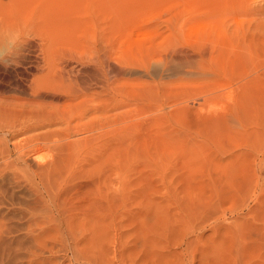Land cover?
Masks as SVG:
<instances>
[{"label": "rangeland", "instance_id": "1", "mask_svg": "<svg viewBox=\"0 0 264 264\" xmlns=\"http://www.w3.org/2000/svg\"><path fill=\"white\" fill-rule=\"evenodd\" d=\"M8 26L34 38L18 66H0L5 109L14 81L46 75L40 55L104 36L114 65L170 40L189 58L126 69L138 101L94 89L46 126L0 118V264H37L60 236L96 240L106 259L186 236L190 264H264V0H0ZM51 101L37 103L61 105Z\"/></svg>", "mask_w": 264, "mask_h": 264}, {"label": "bare ground", "instance_id": "2", "mask_svg": "<svg viewBox=\"0 0 264 264\" xmlns=\"http://www.w3.org/2000/svg\"><path fill=\"white\" fill-rule=\"evenodd\" d=\"M101 38L102 39L99 41V44H95V45L93 44L92 46L89 47L87 46L86 48L84 47V49L82 48L80 52L77 51L74 52L73 50V52L67 51V53H59L58 50L56 51L58 53L52 52L49 54L48 57H46V54L45 55L43 54L42 56L40 55L38 57V63L37 66L35 67V70L38 74L39 73L41 74L43 71L44 72L47 71L46 75H44L41 78H31V79L22 78L20 80L14 81L13 83L14 88L12 92H14L15 94L17 93L22 94V96L24 95L23 97L25 98L26 96V98L22 99L18 94L17 95L20 98L15 96V94L13 97L11 96L12 101L14 100L13 102H17V103L10 104L11 109L0 108V118L2 120L5 119L4 121L5 123L7 122L6 124L9 127H14L16 124L20 125V124H25L26 122L29 123L30 121L35 122L40 126L43 125L46 126L49 123H55L56 121H61L63 118H64L63 120H65L68 113L67 109H73V108L77 109L78 106L82 105L85 102H88L89 100L87 101V98L90 92L93 93L96 89L98 91L100 89L103 93H107L111 97L114 96L120 97L123 95L125 96L127 94L128 95L133 94L136 96L134 100L138 101L139 98L138 95L140 94V92L138 91L139 89L132 88L130 90V88L126 89L125 87H123L127 83V81L123 80L124 78L122 77V74L124 73V71H126V69L146 68L147 66L149 67L148 64L151 61L156 59L162 61L163 64L165 63L164 65H169L172 61L175 62L177 60V62L179 61L178 63L182 62L183 64H179V65H181V67H184V64L187 62V59L189 58L187 57L188 55H186L188 54V52L183 54L186 55V57L185 56L182 57L181 54L184 53L185 50L183 49L184 51L182 50L183 52H181V50L179 49L178 51V48L176 49V47L171 46V44H173V41L170 40L172 42L169 43L170 45L164 42L166 46L158 45L156 43H151L146 47H139L137 49H134L135 51L133 50L132 52L127 54L120 51V53L118 54L117 62L118 63L120 62V65L122 66H118L117 64H115L117 65L115 66L113 64L114 59L113 60L111 59L114 55H117L116 53L113 52L114 49L113 44L108 45L107 43L108 41L105 40L106 38L105 36ZM167 41L169 40L167 39ZM42 51L40 52V54L43 53ZM179 52L181 53L179 54ZM110 60L112 61L113 65L110 63ZM19 61L22 60L20 59ZM19 63L20 62H18V65ZM18 65H14V67ZM83 65H88L86 76H83L82 70L80 71L78 69V67L80 68V66L84 67ZM2 67L5 70H7L8 68V66H2ZM167 68L168 67H166V69ZM124 75L125 74H123V76ZM148 92H149L148 97H152L151 96L152 92L150 91V89L148 90ZM40 98H49L52 100L51 102L53 101L61 102V105L60 106L41 105L37 103V101ZM82 107L84 108V106ZM79 108L81 109V107ZM34 119L36 120L40 119V121L38 122L33 121ZM9 127L8 130H11ZM54 141L55 143L57 142L56 140ZM76 236L77 238H79V235H75V237ZM60 237L62 239V243L60 239L57 240L60 243V244L58 243L59 245L57 248H56L57 245L56 246L53 245L54 247L50 246L49 248H47L46 252L48 253V256L46 255L37 264H44V262L48 264H65L64 263L65 260H67L69 264H190L189 255H188V244H186L187 239L185 238L186 236L181 239V242L179 244H173V245L169 243L168 237L164 236L162 238V241L165 242V244L162 245L163 247L160 248L159 246L158 248V245H156V243L150 244L149 247H147V249L151 247L150 250L145 251L144 248L146 247H144L143 248L144 253L141 252V254L143 253L142 254L143 256L137 257V255H139L138 254L139 251H138L136 255L137 258H128V257H132L129 256L128 252H127L128 256L126 257L124 255L126 258L124 256L123 258L121 256L122 255L121 253L125 251L124 248L127 249V247L125 246H123L124 248L122 249L124 250L122 252H118L121 251V248H119V250L113 249V251L112 248H110L111 252H113V255L110 254L111 252L109 248L105 247L108 248L107 251V253L109 252L107 254L109 256L108 258L112 257V259H106L105 258L106 256L104 257L102 256V254H100L101 249L97 250V248L101 246H96L97 248L95 247L96 244L95 239H94L95 244L92 242L94 246L90 248L88 246L89 240L87 241L88 243V245H86L87 247L86 246L83 247V245H85L86 242L82 243L81 244L82 247H80L79 246L80 244L78 242L82 238L78 239L79 241L77 242L74 237H73L74 239L72 237L71 238L69 237L70 239L64 237L67 240L73 241V242L71 241L70 243L71 245H70L68 244L69 241L66 242V240H64L62 236ZM152 239L155 240V238L153 237ZM94 240L92 239V241ZM99 244L100 243H98V245ZM18 247L19 246H16L14 250L17 251L19 249ZM178 249H180V252H177ZM128 250L131 249L128 248ZM135 251L133 250V253H131L130 251L129 252L135 255L134 253ZM59 253L61 254L65 253L64 255L66 257L65 256L60 257V255L57 256ZM15 254H16L15 256L17 257L18 253L16 252ZM69 254H71V257H68ZM104 255H106V252L104 253Z\"/></svg>", "mask_w": 264, "mask_h": 264}, {"label": "clouds", "instance_id": "3", "mask_svg": "<svg viewBox=\"0 0 264 264\" xmlns=\"http://www.w3.org/2000/svg\"><path fill=\"white\" fill-rule=\"evenodd\" d=\"M33 34L23 26L0 27V65H18Z\"/></svg>", "mask_w": 264, "mask_h": 264}]
</instances>
